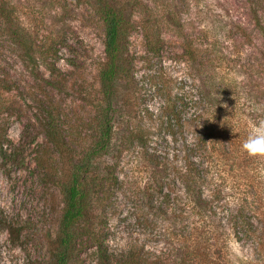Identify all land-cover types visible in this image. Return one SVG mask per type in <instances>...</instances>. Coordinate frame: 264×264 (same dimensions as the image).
Segmentation results:
<instances>
[{"label": "rangeland", "instance_id": "1", "mask_svg": "<svg viewBox=\"0 0 264 264\" xmlns=\"http://www.w3.org/2000/svg\"><path fill=\"white\" fill-rule=\"evenodd\" d=\"M11 1L30 40L31 57L12 37H0V132L6 139L4 147L10 150L4 155L0 149V264H50L48 240L57 230L63 202L58 185L46 180L35 163L38 150L53 153L45 142L43 102L54 106L75 149L80 150L95 136L104 30L88 0ZM169 2L153 3L163 10L167 7L162 4ZM181 17L185 19L183 30L167 25L162 56L149 63L144 61L140 32L132 33L128 54L141 89L135 91L133 84L121 88L119 107L112 114L118 133L110 152L99 159L102 167H111L118 182L108 184V198L93 205V226L100 231L108 254L131 257L143 253L142 259H146L138 264L157 254L161 264L175 257L180 242L176 233L181 229L178 212L190 207L177 195L171 205H163L169 206L166 215L156 206L157 195L154 207L147 203L150 167L144 155L168 151L170 157L178 154L180 158L182 149L180 140L171 139L149 118L146 108L157 113L159 95L146 83L144 72L149 66L159 70L171 89L186 83V87L194 86L177 34L190 33L195 43V29L202 30L208 41H215L214 52L222 61L218 75H223L228 90L235 94L244 87L257 88L259 62L264 60V0H185ZM239 98L241 106L248 108L243 116L251 130L264 125V114L256 116L259 100ZM133 126L144 133L143 143L122 140L123 132ZM186 137L192 139L189 132ZM257 171L264 178V157L259 159ZM174 190L180 192L178 186ZM259 195L258 210L264 219V190ZM256 238L252 235L238 241L224 233L215 257L226 264H264V245L257 248ZM75 264H100L90 241L80 245Z\"/></svg>", "mask_w": 264, "mask_h": 264}, {"label": "trees", "instance_id": "2", "mask_svg": "<svg viewBox=\"0 0 264 264\" xmlns=\"http://www.w3.org/2000/svg\"><path fill=\"white\" fill-rule=\"evenodd\" d=\"M104 30V60L98 68V110L95 115V136L80 150L63 129L59 114L49 101L43 102V121L46 146L38 150L36 166L44 178L58 185L62 195V210L54 236L48 240L50 264H75L82 243L90 241L95 246L100 264H138L143 262V253L133 256H111L103 247L102 235L91 220L93 205L107 199L108 184L118 182L108 165L99 162L103 154L110 152L113 139L118 133L112 114L119 107L121 88L133 84L134 61L128 54L129 39L139 31L144 42L146 56L151 62L161 57L166 38L165 27L172 25L182 31L185 19L181 7L185 0H171L159 9L156 0H88ZM11 0H0V37H12L29 51L31 44L24 28L14 14ZM180 36V50L184 62L191 68L188 73L194 86L179 85L171 89L162 73L149 66L144 72L146 83L158 94L157 113L146 108L149 118L156 121L181 142L182 154L170 157L157 151L147 152L144 157L150 167L149 184L146 185L147 203L154 207L155 195L159 197L161 215H166L176 195L189 209H180L181 229L173 259L163 264H226L215 257L222 245L220 237L227 233L238 241L256 235V247L264 245V219L258 207L264 190V178L257 171L259 159L250 156L242 148L244 140L252 132L244 114L248 108L241 106V95L259 100L258 114H264V60L259 62L258 86L245 88L237 94L228 90L223 75L217 68L222 61L214 52L215 41L203 37L202 30L195 29V43L190 33ZM34 59V58H33ZM183 82V80H181ZM132 86V85H131ZM138 104V103H137ZM188 109H192L188 112ZM192 137L188 140L187 133ZM180 135V137H178ZM0 132V149L3 154L10 150L5 146ZM145 135L136 127L127 128L122 140L142 142ZM179 160H181L179 164ZM180 192L174 190L175 187ZM155 206V207H156ZM174 207V206H173ZM173 209H176L174 207ZM144 264H161L159 254Z\"/></svg>", "mask_w": 264, "mask_h": 264}, {"label": "clouds", "instance_id": "3", "mask_svg": "<svg viewBox=\"0 0 264 264\" xmlns=\"http://www.w3.org/2000/svg\"><path fill=\"white\" fill-rule=\"evenodd\" d=\"M242 148L250 156H264V125L249 133Z\"/></svg>", "mask_w": 264, "mask_h": 264}]
</instances>
